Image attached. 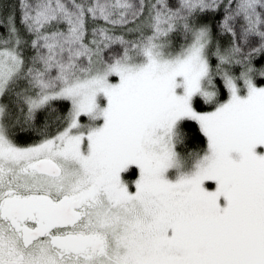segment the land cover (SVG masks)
Instances as JSON below:
<instances>
[{"label":"snow or ice","instance_id":"snow-or-ice-1","mask_svg":"<svg viewBox=\"0 0 264 264\" xmlns=\"http://www.w3.org/2000/svg\"><path fill=\"white\" fill-rule=\"evenodd\" d=\"M0 264H264V0H0Z\"/></svg>","mask_w":264,"mask_h":264}]
</instances>
